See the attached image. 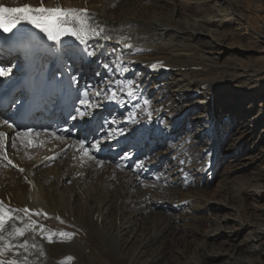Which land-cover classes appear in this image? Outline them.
Instances as JSON below:
<instances>
[{
  "label": "bare ground",
  "instance_id": "bare-ground-1",
  "mask_svg": "<svg viewBox=\"0 0 264 264\" xmlns=\"http://www.w3.org/2000/svg\"><path fill=\"white\" fill-rule=\"evenodd\" d=\"M43 2L46 7L86 8L93 22L103 26L110 35L130 37L126 43L133 45L131 49L123 47L116 39L89 40L84 51L92 50L97 43L104 46L96 57L85 56V60L76 63L73 62L75 56L71 55L70 62L82 83L91 89L99 87L101 84L97 83L105 77L137 80V74L142 71L150 77L154 92L145 91L137 80L143 97L151 100L148 108L151 117L146 111L136 109L135 123L124 117L138 101L133 100L121 107L115 102L93 97L89 92V98L101 105L89 109L90 115L110 117L109 131L124 129L122 135L106 138V134L86 146L94 160L71 146L76 142L73 136L57 139L40 132L38 140L43 141L42 145L34 141L35 146L28 148L19 142L16 148L10 144L6 146L11 164L0 157V198L4 204L16 209H42L48 214V219L43 216L32 218L43 223L49 232L75 233L71 240L63 242L58 236H53L52 243L37 234L35 242L43 245L46 256L39 257L35 250L30 249L29 259L35 264H60L61 261L64 264H183L189 248L197 244L192 243L189 237L195 236L203 213L211 209L208 196L201 190L206 187L213 169L212 161L206 162L204 154L213 152L215 158L221 144L215 113L217 98H213L215 87L206 76L208 72L205 69V63L209 61L207 55L217 51L215 44L206 40L208 33L203 23L210 19L204 16L184 18L181 11L177 13L169 9L166 0ZM0 3L17 7L24 3L39 5L40 0H0ZM29 25L23 23L18 29L24 30ZM113 49L124 54L126 63L131 61L128 64L130 71L123 76L110 74L102 67L103 63L115 59L114 55H107ZM154 63L173 69L172 73L180 78L177 82L183 87L169 81L170 77L167 80L166 75L148 73V67ZM161 89L170 93L168 100H164ZM121 95L127 102L128 97ZM195 95L201 97V102L193 104L188 101ZM198 110L200 112L196 114ZM189 114H194L191 122L181 126V121ZM178 115H183L180 122L176 120L175 124H166L167 120L177 119ZM113 119L117 123H111ZM259 121L263 122L264 116ZM0 131L8 132L10 139L14 136V130L5 126H0ZM184 131L188 136L187 142L183 141L181 147L172 144L175 137ZM166 140L172 141L174 147L169 152L173 165L167 162L158 170L166 155L164 152L153 153L152 156L159 154L155 158L148 155L152 154L154 146ZM96 141H100L98 148H91ZM97 150L105 152L99 156L96 155ZM144 155L146 158L137 160ZM97 158H102L105 165L97 163ZM137 161H143V167H137V163L129 168ZM83 181L89 182L93 190H88L93 195L86 198L80 196V189L85 185ZM221 227L223 225L218 223L206 234L204 248L199 251L200 264L207 261L208 264H217L213 260L218 258H223L224 264L250 262L251 254L258 250L253 241L264 239V230L252 222L251 229L246 232L247 237L241 243L232 245L227 252L211 251L207 242H212ZM127 231L135 233V238L132 237L137 247H132L131 239H125ZM32 235L29 232L24 237L30 244L34 242ZM153 246L159 251L154 258L147 260L146 248ZM240 254L250 257H240ZM69 256L73 259L66 260ZM161 258L166 261L160 262Z\"/></svg>",
  "mask_w": 264,
  "mask_h": 264
},
{
  "label": "rangeland",
  "instance_id": "rangeland-1",
  "mask_svg": "<svg viewBox=\"0 0 264 264\" xmlns=\"http://www.w3.org/2000/svg\"><path fill=\"white\" fill-rule=\"evenodd\" d=\"M166 1L169 9L177 13L181 11L180 14H183L184 18L204 16L210 19L203 23L208 33L206 40L215 44L217 49L215 53H209L207 55L209 61L204 62L206 64L204 68L208 72L206 76L212 80V86L215 87L213 98H217L215 106L216 120L219 123L217 134L221 137L220 149L218 148L215 158L213 152L205 153L206 157L203 156L206 162L209 159L212 161L213 167L212 173L209 171L211 175L206 187L201 188L202 193L208 196L211 209L203 213L195 236L189 237L192 243L197 244L189 248L183 259V264H200L199 251L204 246L205 236L218 223L223 227L217 230L212 242H207V247L211 245V251L227 252L232 245L241 243L247 237L246 232L251 229L252 222L264 230V121H259V118L264 116V0ZM172 70L169 69L162 75H166L167 80L170 77L169 81H175L183 87V84L177 82L180 78L175 76ZM147 75L141 71L137 74V80L145 91L151 90L153 93L150 77ZM175 78L178 79L173 80ZM161 90L165 95L164 100H168L171 97L170 93ZM200 99V96L195 95L188 101L197 104L201 102ZM199 112L198 110L196 114ZM193 116L194 114L187 115L181 121V126L189 125ZM182 117L183 115H178L177 119L167 120L166 124H175L176 120L180 122ZM186 132L177 135L173 143L181 147L183 141L187 142ZM204 144L203 142V146H206ZM172 149L173 145L166 140L164 144L158 146L157 151L153 149L152 154L148 155L164 152L167 159H164L158 170L165 164L173 165V159H170L169 154ZM141 158L144 159L146 156H141L137 160H142ZM101 159L97 158V163ZM138 162L140 161L132 163L129 168L135 167ZM84 184L79 195L85 198L93 195L90 193L93 190L89 182ZM261 211L263 213L260 215ZM257 214L260 216H256ZM113 221L116 223L115 218ZM232 234L234 235L229 237ZM134 235L132 231H127L125 239H131L132 247H137V242L133 243ZM253 244L258 250L254 251L251 257L247 254L239 255L252 259L243 264H264V239L253 241ZM146 251L148 260L154 258L159 250L153 246L146 248ZM160 260L162 263L166 261L162 258ZM222 260L223 258H218L213 261L224 264ZM201 264H208V261Z\"/></svg>",
  "mask_w": 264,
  "mask_h": 264
},
{
  "label": "snow or ice",
  "instance_id": "snow-or-ice-1",
  "mask_svg": "<svg viewBox=\"0 0 264 264\" xmlns=\"http://www.w3.org/2000/svg\"><path fill=\"white\" fill-rule=\"evenodd\" d=\"M27 23L33 28L43 33L48 41L53 42L54 45H61L64 37H72L76 41H79L81 45L87 47L89 40H118L123 47L131 49L133 45L126 43L130 39L127 36L110 35L103 26L95 24L93 17L86 8L75 7H63L57 5L55 7H46L43 0H40L39 6H33L29 3H24L22 6L10 7L3 3H0V31L3 33H13L14 30H18V26ZM103 45L97 43L92 50H85L83 55L87 57H96L98 52L103 49ZM140 51V49H136ZM108 56H115L114 60H109L103 63L102 67L110 74H119L121 76L124 73H128L130 68L128 64L131 61L125 62L124 54H118L116 49H113ZM162 67L160 63H154L151 68L156 69ZM3 69H0V76L7 75ZM99 75V73L97 74ZM91 87V86H90ZM124 94L128 97L127 102L122 98ZM91 96L101 98L103 101H112L120 105L125 106L126 103H131L133 100L138 101L133 105V110L130 111L124 119L130 122H137L136 109H142L147 112V115L151 117V112L148 108L151 105V100L143 97V93L139 88V84L136 79H113L105 77L99 87H91ZM90 93L85 90L81 93L78 100L79 105L84 109H92L100 107L101 105L96 100L90 99ZM86 110L76 109V116L72 119L84 118L90 115V112ZM111 123H117L115 119ZM0 126H5L8 129L14 130V136L10 139V134L5 131H0V157L3 160H8L6 146L10 144L11 147L16 148L17 142L25 148L35 146L34 141L39 144H43V141H39V132H36L30 127L21 128L15 130L18 126L9 123L8 120L0 121ZM124 129H114L107 133L106 138H110L113 135H122ZM55 136V133H52ZM60 139V137H57ZM100 141H96L91 145V148H98ZM77 148L83 156L90 160H94L95 157L90 154V150L85 146V141L80 140L71 145ZM125 155H128L127 153ZM11 164V161L8 160ZM98 163L103 164L102 161ZM183 163V161H181ZM137 167H143V161L138 162ZM23 171V169H20ZM23 213V215H20ZM48 219V214L43 210H30L25 207L22 209L11 208L0 201V264H35L34 261L29 259V255L32 254L30 249L35 250L39 257L46 256L43 245L35 242L36 235L39 234L43 238L47 239L49 243L53 242V236H58L61 241L71 240L75 233L59 231L49 232L43 223L33 219V216H41ZM59 219V217H57ZM63 223V221H61ZM31 232L33 243H29L26 234ZM24 238V239H22ZM66 260H72L73 257H66ZM60 264H64L61 261Z\"/></svg>",
  "mask_w": 264,
  "mask_h": 264
}]
</instances>
